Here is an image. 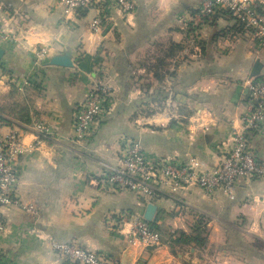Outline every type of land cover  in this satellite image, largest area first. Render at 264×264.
<instances>
[{
	"label": "crops",
	"instance_id": "crops-1",
	"mask_svg": "<svg viewBox=\"0 0 264 264\" xmlns=\"http://www.w3.org/2000/svg\"><path fill=\"white\" fill-rule=\"evenodd\" d=\"M264 9V0H254ZM202 0H135L122 13L106 2L98 30L96 5L65 18L59 0H0V131H23L33 120L49 136L20 158L18 194L36 212L4 206L0 264H70L49 238L73 240L121 264H264V176L240 179L232 197L186 185L153 198L102 184L127 139L150 160L213 167L228 149L252 98L247 83L256 59L264 75V37L229 15L197 24ZM47 53L36 60L35 48ZM68 52L73 66L48 63ZM97 82L112 103L90 133L76 140L77 104ZM113 96V98H112ZM250 143L264 159V123ZM158 244L131 240L125 213L144 216ZM199 224V225H198ZM200 226V227H197Z\"/></svg>",
	"mask_w": 264,
	"mask_h": 264
},
{
	"label": "built area",
	"instance_id": "built-area-1",
	"mask_svg": "<svg viewBox=\"0 0 264 264\" xmlns=\"http://www.w3.org/2000/svg\"><path fill=\"white\" fill-rule=\"evenodd\" d=\"M109 2L122 13L135 9V0H59L65 18L87 11L96 5L90 27L98 30L103 22V4ZM254 0H202L196 11L198 22L212 18L218 11L225 10L245 30L255 36L264 37V17ZM36 60H41L47 53L46 46L35 48ZM252 98L248 111L242 116L241 123L234 128L228 149L220 156L213 167L206 168L196 157L186 163H177L161 157L150 160L144 153L138 139L124 141L123 150L116 163L106 166L102 172V184L114 191H131L140 196L153 198L159 192H174L186 185L201 188L206 194L218 191L232 197L236 183L240 179L260 178L264 176V159L254 151L249 137L251 132L264 123V80L251 78L247 83ZM111 87L103 82L91 86L84 99L75 109L73 131L75 139H84L92 130L98 118L108 111L111 104ZM1 126V120H0ZM29 129L34 134L35 142L26 144L23 131L17 127L3 133L0 131V233L5 220L2 213L4 206H18L25 211L35 213L33 203L24 202L18 194L20 158L49 136V128L33 120ZM129 218L131 240H140L146 244H158L159 233L152 229L148 221L140 214L125 213L122 219ZM50 248L64 261L70 264H121L117 259L90 250L73 240L49 238Z\"/></svg>",
	"mask_w": 264,
	"mask_h": 264
},
{
	"label": "water",
	"instance_id": "water-1",
	"mask_svg": "<svg viewBox=\"0 0 264 264\" xmlns=\"http://www.w3.org/2000/svg\"><path fill=\"white\" fill-rule=\"evenodd\" d=\"M1 52L2 50H0V54ZM48 63L59 66H73L72 57L68 52L52 55L48 60ZM261 68H262V63L260 62L259 59H256L250 72V78L258 77L260 75ZM155 210H156V205L154 203H148L146 207V212L143 216L144 219L150 222Z\"/></svg>",
	"mask_w": 264,
	"mask_h": 264
},
{
	"label": "trees",
	"instance_id": "trees-1",
	"mask_svg": "<svg viewBox=\"0 0 264 264\" xmlns=\"http://www.w3.org/2000/svg\"><path fill=\"white\" fill-rule=\"evenodd\" d=\"M258 10L260 11L259 5H258ZM80 13H81V15H84V14H86V11H81ZM227 13H228V12L225 11V10H220V11H218V13H216L215 15H217V14L225 15V14H227ZM258 79H262V80H264V75L258 77ZM148 223H149V225L151 226V228L155 230V226H154V224H153L152 222H148ZM198 225H199V224H198ZM197 227H200V226H197Z\"/></svg>",
	"mask_w": 264,
	"mask_h": 264
},
{
	"label": "rangeland",
	"instance_id": "rangeland-1",
	"mask_svg": "<svg viewBox=\"0 0 264 264\" xmlns=\"http://www.w3.org/2000/svg\"><path fill=\"white\" fill-rule=\"evenodd\" d=\"M259 8H260V11H259V12H260V13L263 15V17H264V9H262L260 6H259ZM227 15L230 16V14H228V13H227ZM230 17H232V16H230ZM198 23H202V22H197V24H198ZM112 90H113V88H112ZM112 92H113V91H112ZM112 94H113V93H112ZM112 98H113V96H112ZM111 103H112V99H111ZM78 140H80V139H78Z\"/></svg>",
	"mask_w": 264,
	"mask_h": 264
}]
</instances>
